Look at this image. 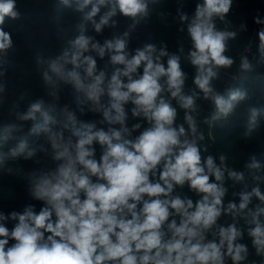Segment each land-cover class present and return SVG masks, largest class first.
Masks as SVG:
<instances>
[{
	"label": "clouds",
	"instance_id": "1",
	"mask_svg": "<svg viewBox=\"0 0 264 264\" xmlns=\"http://www.w3.org/2000/svg\"><path fill=\"white\" fill-rule=\"evenodd\" d=\"M60 3L81 13L95 34L113 27L117 16L131 23L122 35L103 43L85 34L81 25L79 35L60 55L45 58L37 53L36 65L52 101L32 100L25 111L15 113L19 123L0 127V165L9 158L33 160L43 152L50 153L54 166L29 178L28 194L42 204L38 212L34 204L23 212H0V221H16L11 229L0 223V264H245V231L264 264V191L259 184L264 177L254 176L257 183L250 190L244 184L234 192L238 203L225 204V174L236 184L244 182V173L228 168L224 155L219 163L214 155L202 159L200 147L204 134L197 100L210 101L211 118L219 120L230 117L248 97L242 87L222 94L213 83L220 69L235 63L226 53L236 32L216 26L217 19L225 20L232 0H199L191 17L181 10L183 5L177 9L190 40L187 59L195 68L194 87L188 93L180 55L152 43L129 48L131 33L158 0ZM20 16L17 0H0V65L14 46L6 20ZM254 22L264 25L258 15ZM257 37L264 54V27ZM106 56L107 63L98 67L97 58ZM239 68L251 70L246 56ZM61 84L70 85L78 96L77 108L65 105L60 109L63 119L58 120L50 113ZM4 90L0 84V93ZM86 111L101 119L88 123L77 116ZM181 111L183 122L178 123ZM249 113L250 133L264 109L252 107ZM130 119L137 122L129 126ZM29 121L28 134L43 143L30 146L26 137L15 135ZM12 140L15 145L8 147ZM246 167L259 170L261 164L252 157ZM185 186L198 198L182 195ZM253 199L259 203L249 207ZM222 216H230L232 222L218 223Z\"/></svg>",
	"mask_w": 264,
	"mask_h": 264
},
{
	"label": "trees",
	"instance_id": "2",
	"mask_svg": "<svg viewBox=\"0 0 264 264\" xmlns=\"http://www.w3.org/2000/svg\"><path fill=\"white\" fill-rule=\"evenodd\" d=\"M199 0H158V3L150 5L151 14L149 17L141 20L136 29L131 33L129 48L135 49L145 44H155L158 48L166 45L169 53L178 54L181 57V67L187 73L188 79L185 84V92L188 93L194 87L192 78L195 75V68L187 59V53L190 48V40L187 36L186 25H182L177 15V9L181 5V10L190 17L195 11V5ZM250 7L264 12V0H232L230 11L224 21L216 20V26L219 30L235 31L236 37L228 41V51L226 55L234 58L235 63L229 69H220L219 79L215 80L214 86L222 94L230 88L242 87L247 90L248 97L237 107L235 112L228 118L213 120L211 132L214 141L206 143L201 147L202 159L207 155L222 154L225 156V163L237 171H242L245 180L242 183L234 184L233 181L225 179V187L228 193L225 198L239 202L238 196H233L234 192L243 190L244 184L251 187L257 183L253 180L254 176L264 177V115L257 118V127L248 132L249 109L255 107L264 109V54L258 50L257 42L252 46L251 52L247 58L252 65L251 70L242 71L239 68L241 58L237 57L244 44L249 42L252 34V19ZM17 8L21 16L17 20H6L5 28L12 32L13 48L4 58L5 62L0 65V84L4 85V92L0 93V127L8 123H19L15 119L16 112L26 110L30 101L37 98H43L46 102L52 101V97L47 95L48 88L40 75L36 65V55L41 53L45 58L49 56L60 55L64 50L70 47L69 41L74 39L80 33L81 25L85 28V34L95 35L96 39L103 43L104 39H112L122 35L131 23L128 18L117 16L113 19L116 24L113 27H106L101 34H95L91 28L90 22L83 21L82 14L74 12L71 8L65 7L60 0H17ZM184 27L183 32L179 31ZM184 51L181 53L180 48ZM166 59V58H165ZM108 57L103 60L97 58L98 67H104ZM109 67V74L111 73ZM234 74L235 79L227 82V74ZM59 91V100L55 102L54 110L50 113L53 116L60 114V109L67 105L71 110L77 108L78 93L70 85L61 84ZM23 97V99H21ZM174 106H175V102ZM199 129L205 132L209 120H211L214 107L210 101L203 99L197 100ZM130 107V106H129ZM77 116L85 122H96L101 117L86 111L85 115ZM182 111L178 118V123H182ZM39 119V118H38ZM137 121H129V126ZM32 122L25 124L22 133H15L20 137H26L28 142L34 140L36 144L43 143L42 139L29 135L28 130ZM186 126V125H185ZM97 127L106 125L97 124ZM146 127V124L142 125ZM247 133V134H246ZM139 132L133 135H138ZM15 140L9 142L8 147L14 146ZM45 147L49 145L45 144ZM97 155L100 152V146L96 145ZM252 157L261 164V168L250 169L246 167L251 163ZM35 158H42L50 162L51 155L38 152ZM5 164V163H4ZM2 166L0 172V212L8 214L12 211L23 212L25 206L36 204L31 199L27 191L29 178L33 172L22 171L19 168ZM28 162L26 166H29ZM1 166V165H0ZM11 169V171H7ZM261 190L264 191V180L259 182ZM178 192L181 190L178 188ZM182 195H189L193 199L198 197L190 192L187 186L181 192ZM39 202V201H38ZM259 201L253 199L249 207H254ZM36 208L38 212L40 208ZM264 219V217H262ZM11 229L16 221L11 219L0 221ZM251 238L245 231L243 242L251 251V264H260L261 257L254 259L255 249L252 247ZM11 243V242H10Z\"/></svg>",
	"mask_w": 264,
	"mask_h": 264
},
{
	"label": "rangeland",
	"instance_id": "3",
	"mask_svg": "<svg viewBox=\"0 0 264 264\" xmlns=\"http://www.w3.org/2000/svg\"><path fill=\"white\" fill-rule=\"evenodd\" d=\"M249 9H250L251 19H252V22H253V25H252V34H251V37L249 39V42L246 43V44H244L242 51L239 54H237V57L238 58H241L243 56H247V54L249 52H251L252 46H254L257 42H259V39L257 37V31L259 30V28L264 27V25H257L254 22V18L257 15L259 16L260 19L264 20V12L257 11L253 7H250ZM227 77H228L227 78V82L228 83H231L235 79V75L234 74L228 73L227 74ZM55 117L58 120L63 119V117L61 116V114H59V115H57ZM213 124H214L213 123V120L212 119L209 120L208 126H207L206 130H205V132H203V134H204V140L200 142V146H203L206 143H210V142H213L214 141V136H213V134L211 132V127H212ZM35 141L36 140H34L33 142L29 143L30 146H32ZM49 148H50V146H49ZM4 151L5 152L7 151V147L4 149ZM220 155H222V154H220ZM220 155H218V157H216L217 163H219V156ZM28 162L30 163V165L29 166H26ZM5 164H7V167H12V169L19 168L22 171H27V172H33V171L36 172L37 170L47 169V168H51V167L54 166L53 161L51 159H50V162H46V160H44L42 158H34L33 160H28V161H25L23 159L13 160V159L9 158V159H6L5 160ZM2 166L3 165L0 166V172L3 171L1 169L6 168V167H3L2 168ZM226 166L228 168H230L227 164H226ZM189 197L193 199V197H191V196H189ZM229 200H231V198L230 199L225 198V204H227V202ZM35 206L37 208H40L42 206V204H41V202L36 201ZM227 217H229L230 223H231L232 222L231 217L230 216H227ZM240 224L243 225V221H240ZM253 252H255V251H253ZM251 255H253V254L249 253L247 260H249V261L252 260L251 257H250ZM256 257H259V256H257L256 254H254V259Z\"/></svg>",
	"mask_w": 264,
	"mask_h": 264
},
{
	"label": "built area",
	"instance_id": "4",
	"mask_svg": "<svg viewBox=\"0 0 264 264\" xmlns=\"http://www.w3.org/2000/svg\"><path fill=\"white\" fill-rule=\"evenodd\" d=\"M220 224H228L230 223V219L227 216H222L221 219L218 221ZM209 239H211V236H209ZM227 264H231V262H227ZM245 264H251L250 262L246 261Z\"/></svg>",
	"mask_w": 264,
	"mask_h": 264
},
{
	"label": "crops",
	"instance_id": "5",
	"mask_svg": "<svg viewBox=\"0 0 264 264\" xmlns=\"http://www.w3.org/2000/svg\"><path fill=\"white\" fill-rule=\"evenodd\" d=\"M241 243H244V242H243V240L241 241ZM249 253H251V251H250V250H249ZM247 261H248V262H251V261H249V260H247Z\"/></svg>",
	"mask_w": 264,
	"mask_h": 264
}]
</instances>
